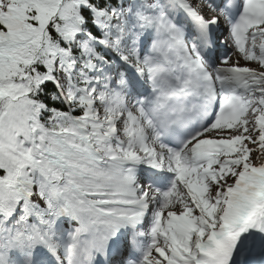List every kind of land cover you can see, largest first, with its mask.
I'll return each mask as SVG.
<instances>
[{
	"label": "snow or ice",
	"instance_id": "1",
	"mask_svg": "<svg viewBox=\"0 0 264 264\" xmlns=\"http://www.w3.org/2000/svg\"><path fill=\"white\" fill-rule=\"evenodd\" d=\"M0 264H264V0H0Z\"/></svg>",
	"mask_w": 264,
	"mask_h": 264
}]
</instances>
